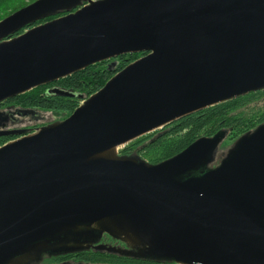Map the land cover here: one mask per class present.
I'll list each match as a JSON object with an SVG mask.
<instances>
[{
    "label": "water",
    "instance_id": "95a60500",
    "mask_svg": "<svg viewBox=\"0 0 264 264\" xmlns=\"http://www.w3.org/2000/svg\"><path fill=\"white\" fill-rule=\"evenodd\" d=\"M61 11L72 12L8 38ZM138 53L64 120L0 131L21 136L0 147V264L102 235L124 248L95 250L124 256L264 264V125L211 170L219 134L157 164L119 152L264 90V0H35L0 20V102Z\"/></svg>",
    "mask_w": 264,
    "mask_h": 264
},
{
    "label": "trees",
    "instance_id": "16d2710c",
    "mask_svg": "<svg viewBox=\"0 0 264 264\" xmlns=\"http://www.w3.org/2000/svg\"><path fill=\"white\" fill-rule=\"evenodd\" d=\"M34 1L0 0V20ZM68 12L72 11H61L43 17L32 24L26 25L8 38L20 35L29 28L66 15ZM143 55L144 53L127 54L115 59L96 63L69 77L42 85L25 94L0 102V105L4 103L9 105H7L8 110H3L7 109L6 107L2 109L0 107V129L9 131L10 125L20 124L26 117H32L33 119L29 124H36V121L43 120L41 114L46 113L52 114L55 118L57 117V121L64 120L79 106L80 101L88 99L101 89L115 73ZM253 94L255 93L253 92L238 99L227 101L186 116L160 130L151 132L132 141L121 150L120 154L140 157L139 154L161 148L160 158L153 162V164H157L182 152L190 144L199 139L201 135L213 137L219 134L223 136L222 141L226 137L229 142L238 140L245 134L254 131L258 125H264V117H261L255 123L246 125L240 115H229L232 109L250 99ZM45 126L47 124L44 123L35 126L24 125L22 128L12 130L21 131V135H26ZM16 137V135L2 137L0 144L2 140ZM172 138H175V140H171ZM225 141L223 143L221 142L222 145L220 148L228 146V144L224 146ZM233 147L234 145L232 144L226 153H220L219 147L215 149L205 170H211L217 167ZM74 254H76V260H80L74 264H174L172 261L154 260L138 256H124L95 249L89 252L77 251ZM65 256L68 255H49L40 264H53L54 262H58V260L67 258Z\"/></svg>",
    "mask_w": 264,
    "mask_h": 264
},
{
    "label": "rangeland",
    "instance_id": "374dc122",
    "mask_svg": "<svg viewBox=\"0 0 264 264\" xmlns=\"http://www.w3.org/2000/svg\"><path fill=\"white\" fill-rule=\"evenodd\" d=\"M254 93L255 94H253L250 99L244 101L240 106H237L236 108L232 109V111L229 113V115H235V116L240 115V117L242 119H244V122H245L246 125H249V123H255V122L259 121L261 117H264V90L258 91V92H254ZM81 103H82V101H80L79 105ZM7 105L8 104H6V106H5L6 108H7ZM2 108L3 107H1V109ZM3 110H8V108L7 109H3ZM41 115L43 117L42 118L43 120L36 121V124H34V123L33 124H29V122L31 120H33V119H32V117H26V118L23 119V121L20 124L19 123L16 124V125L14 124V126L10 125L9 130L22 128V127H24V125L35 126V125H40V124H43V123L49 125V124H52V123L57 121V117L55 118L52 114L46 113V114H41ZM36 120H38V119H36ZM260 125H258V126H260ZM158 130H160V129H158ZM201 137H206V136L201 135ZM1 138L2 137H0V139ZM14 139L15 138H10L8 140L7 139L6 140H2V143L0 144V147L2 145H4V144L14 140ZM227 139L228 138L226 137L223 141H225ZM171 140H175V138H172ZM223 141H222V143H223ZM236 141L237 140L231 141V142H229L228 140L225 141L224 142V146L226 144H228V146L225 147V148H220L221 145H222V143H221L220 146H219L220 153H226V151H228V148L231 147L232 144L234 145ZM127 145L120 147L119 148V152H121V150L124 147H126ZM160 153H161V148L160 149L158 148L157 150H151L149 152H146V153H143V154H139L140 157H138V156L137 157L140 158L143 161H146V162H148L150 164H153L154 161H156V160H158L160 158ZM120 155H122V154H120ZM113 247H115V246H113ZM45 260H46V258H42L40 263L44 262Z\"/></svg>",
    "mask_w": 264,
    "mask_h": 264
},
{
    "label": "flooded vegetation",
    "instance_id": "af4514ba",
    "mask_svg": "<svg viewBox=\"0 0 264 264\" xmlns=\"http://www.w3.org/2000/svg\"><path fill=\"white\" fill-rule=\"evenodd\" d=\"M6 104L7 103L1 104L0 107L4 108L6 106ZM0 131H3V130L0 129ZM19 137H21V136H17L15 139H17ZM91 244L92 245H90V242L87 243V245H86L87 247L86 248H83V249L78 250V251L89 252V251L94 249L93 247L95 245H99V244H104V245H107V246H115V247H118V248H124L123 244L116 242L115 240L111 239L110 237H108L106 235H102L101 237H99L96 240V242H91ZM75 252H77V251L62 252V253L58 254V255L66 254L68 256H65L67 258L62 259V260H58V262H54L53 264H74V263H76V261H80V260H76V257H75L76 254H74ZM70 254H72V255H70ZM46 256H47V254L44 255L42 258H46ZM29 264H40V262L38 263L37 261H34V262H30Z\"/></svg>",
    "mask_w": 264,
    "mask_h": 264
}]
</instances>
